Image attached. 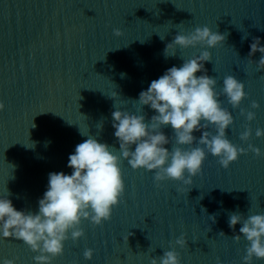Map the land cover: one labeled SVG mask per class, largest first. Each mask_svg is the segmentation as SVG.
<instances>
[{"label": "water", "instance_id": "water-1", "mask_svg": "<svg viewBox=\"0 0 264 264\" xmlns=\"http://www.w3.org/2000/svg\"><path fill=\"white\" fill-rule=\"evenodd\" d=\"M203 26L227 34L225 43L207 49L212 59L204 62L207 74L217 79L216 91L225 76L233 75L247 93L239 108L220 96L234 118L227 138L245 149L252 144L262 155L248 151L224 169L208 153L192 185L165 180L160 187L154 171L133 170L121 158L125 193L111 219L99 226L82 221L85 235L65 241L63 255L52 264H151L152 257L172 246L181 264H217V257L221 264H243L248 242L243 234L238 243L233 239L241 225L234 233L228 213L264 214V136L255 135L257 128L264 129V70L257 71L248 59L253 37L264 46V0H0V101L5 105L0 111V196L11 193L7 198L18 211H38L49 173L70 175L68 157L87 136L120 155L111 113L146 114L149 121L156 113L135 101L139 93L203 50L177 46L176 56L165 58L166 45L176 34ZM114 29L123 35H114ZM244 34L249 35L242 40ZM253 100L258 109L251 108ZM241 108L255 112V119L247 121ZM245 126L252 129L247 142L240 139ZM207 130L215 134L214 126ZM162 131L174 135L170 125ZM164 147L171 150L172 144ZM216 213L213 223L209 216ZM182 234L185 248L174 245ZM86 249L93 250L91 260L84 258ZM38 254L0 234V264L5 258L35 264ZM252 264L264 259L253 258Z\"/></svg>", "mask_w": 264, "mask_h": 264}, {"label": "clouds", "instance_id": "clouds-1", "mask_svg": "<svg viewBox=\"0 0 264 264\" xmlns=\"http://www.w3.org/2000/svg\"><path fill=\"white\" fill-rule=\"evenodd\" d=\"M114 35L119 37L123 32L114 29ZM226 35L213 32L208 26L196 27L188 34H176L164 49L165 58L175 57L177 46L184 49L200 46L203 50L198 56L183 60L181 66L167 69L162 76L151 81L147 90L139 93V99L135 101L142 109L149 106L156 114L146 122V114L137 115L115 109L111 113L112 127L120 155L114 154L115 147L98 142L91 135L87 136L84 142L76 145L74 154L68 157L67 166L72 169L70 175L64 172L49 173L47 190L38 201L37 212L16 210L7 198L11 195L8 191L7 196H0L2 237L21 240L32 252L39 253L33 257L35 264H52L55 257L63 255L65 241L71 238L75 242L85 235L82 221L99 226L111 219L112 209L119 205L125 193L121 158L127 160L133 170L144 168L154 171V181L160 187L165 180L192 185V178L202 173L208 153L217 157L224 169H228L231 163L248 151L260 157L262 153L259 148L248 144L245 149L227 138V130L234 123V118L222 106L220 96H226L232 108H239L247 97L244 83L233 75H227L223 78L221 91L217 92V79L210 77L204 68V62L212 59L207 49L225 43ZM248 35L244 34L242 40L247 39ZM257 52L262 55L258 61H253L251 57ZM248 59L256 64L257 71L264 70V46H261L259 37H253ZM198 72L204 74L197 76ZM117 94L113 93V97ZM259 107L258 102H251L252 109ZM4 108V103L0 101V111ZM240 115L249 122L255 119V112L243 108ZM169 125L174 133L171 138L162 131ZM210 125L214 126L215 134L207 130ZM194 132L202 134L197 138ZM255 135L264 136V129L257 128ZM251 136V127L245 126L240 139L247 142ZM47 143L50 142H46V146ZM169 143L172 144L171 150L164 147ZM33 147L34 144L29 148ZM218 214L209 216L213 223ZM228 216L229 227L234 233L236 225H241L239 234H234L233 239L238 243L240 234H243L248 242L246 255L242 257L243 264H252L253 258L264 259V214L245 217L239 212H229ZM219 235L225 236L223 231ZM174 245L187 247L186 236L182 234ZM83 255L91 260L93 250L86 249ZM2 264L16 262L5 258ZM151 264H181L180 253L172 246V250L163 251V255L152 257ZM217 264H221L219 257Z\"/></svg>", "mask_w": 264, "mask_h": 264}]
</instances>
